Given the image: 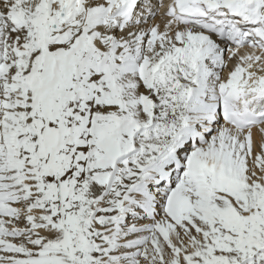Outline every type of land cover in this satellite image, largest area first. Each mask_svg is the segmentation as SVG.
Returning a JSON list of instances; mask_svg holds the SVG:
<instances>
[{"label": "snow or ice", "instance_id": "snow-or-ice-1", "mask_svg": "<svg viewBox=\"0 0 264 264\" xmlns=\"http://www.w3.org/2000/svg\"><path fill=\"white\" fill-rule=\"evenodd\" d=\"M0 264H264V0H0Z\"/></svg>", "mask_w": 264, "mask_h": 264}]
</instances>
